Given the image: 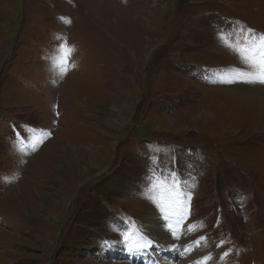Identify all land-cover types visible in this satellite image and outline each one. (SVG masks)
I'll list each match as a JSON object with an SVG mask.
<instances>
[{"label":"rangeland","instance_id":"1","mask_svg":"<svg viewBox=\"0 0 264 264\" xmlns=\"http://www.w3.org/2000/svg\"><path fill=\"white\" fill-rule=\"evenodd\" d=\"M245 29L259 45L264 0H0V264H264Z\"/></svg>","mask_w":264,"mask_h":264},{"label":"snow or ice","instance_id":"2","mask_svg":"<svg viewBox=\"0 0 264 264\" xmlns=\"http://www.w3.org/2000/svg\"><path fill=\"white\" fill-rule=\"evenodd\" d=\"M246 32L245 39L249 42L245 46L235 47L234 51L238 52L244 61V63L250 66L251 71L240 72L239 78L248 84H260L264 85V35H261L258 39L261 41L259 45H252L251 41L257 39L252 29H245ZM229 47H232L229 45ZM74 52L67 41L60 43L59 46V55L55 58L54 63L59 66L61 73H65L69 70L72 65H69V57ZM231 82V81H229ZM174 187L176 191L173 193L171 204L181 203L184 198L190 200L191 192L184 193L179 190L180 185L178 181H174ZM156 202V201H153ZM161 212H165L170 205H161L158 204ZM182 206V204H181ZM166 220L167 216L164 217ZM169 229L172 228V225H168ZM205 237H200L199 240L203 241ZM122 242L126 245V249L130 254H139L143 256L151 257L154 252L160 250L159 245L156 244L153 240L146 238L143 234H136L134 237L130 232L122 233ZM224 242L221 241L220 244L216 245L217 247L221 246ZM172 247H175L174 245ZM185 247V246H182ZM228 252L222 253V257H227ZM199 264V262H197Z\"/></svg>","mask_w":264,"mask_h":264},{"label":"bare ground","instance_id":"3","mask_svg":"<svg viewBox=\"0 0 264 264\" xmlns=\"http://www.w3.org/2000/svg\"><path fill=\"white\" fill-rule=\"evenodd\" d=\"M240 85V84H239ZM262 95V94H261ZM261 97H263V96H261ZM264 99V98H263ZM152 223V222H151ZM159 224V223H158ZM164 224V223H163ZM153 226V225H152ZM159 227V226H158ZM153 228V227H152ZM161 229V228H160ZM162 230V229H161ZM151 231V230H150ZM158 234V233H157ZM165 235V234H164ZM166 236V235H165ZM160 237V236H159ZM158 237V238H159ZM168 240H166V243H163V244H165V246H167V250H170L171 248H172V243L173 242H170V243H168L167 242ZM185 242V241H184ZM162 243V242H161ZM181 243V242H180ZM181 245L182 246H185V247H182V249L185 251V250H187V252L186 253H188V255L190 256V255H196L195 253H197V252H195L194 251V248L192 247V245H189V244H187V243H181ZM187 248V249H186ZM181 249V248H180ZM162 251V250H161ZM172 254L171 253H168L167 255H165V257H164V263L163 264H173V261L170 259V256H171Z\"/></svg>","mask_w":264,"mask_h":264},{"label":"trees","instance_id":"4","mask_svg":"<svg viewBox=\"0 0 264 264\" xmlns=\"http://www.w3.org/2000/svg\"><path fill=\"white\" fill-rule=\"evenodd\" d=\"M107 215H109V214H107Z\"/></svg>","mask_w":264,"mask_h":264}]
</instances>
